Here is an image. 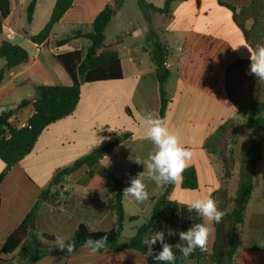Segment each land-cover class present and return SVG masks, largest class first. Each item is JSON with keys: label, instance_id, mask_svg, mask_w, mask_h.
Wrapping results in <instances>:
<instances>
[{"label": "crops", "instance_id": "obj_1", "mask_svg": "<svg viewBox=\"0 0 264 264\" xmlns=\"http://www.w3.org/2000/svg\"><path fill=\"white\" fill-rule=\"evenodd\" d=\"M115 1L75 0L54 25L47 41L35 44L31 37L48 24L57 0H38L30 24L27 22L30 3L10 0L11 12L3 21L0 45L11 41L28 52L29 60L5 73L0 86V105L17 108L23 100H37L41 97L40 85L71 86L70 76L56 57L73 51H86L90 42L73 39L62 46L58 42L72 37L75 32H92L95 18L106 6H113ZM142 1L162 12L149 8L143 11L139 0H123L105 33V46L119 55L122 78L82 83L79 103L73 114L48 126L32 152L19 163L21 172L16 177V192L9 198L0 192V203L6 199L5 216L1 215L0 207V251L5 240L37 204L40 208L36 221L43 232L54 237L62 236L66 241L74 237L81 225L100 232L114 228L116 218L108 209L107 179L114 176L123 182L124 188L129 186L137 173L144 171V166L135 163V158L147 159L154 151L152 143L144 137L143 118L148 111H154L161 117L160 74L153 60L157 45L163 49L164 63L169 61L172 64L166 71L169 76L164 84L169 98L164 117L166 125L179 137L181 145L193 153L186 169L196 170L199 183L197 189L188 190L182 187L181 178L175 183L169 199L187 205L194 198L210 196L220 207L224 194L230 201L235 196L237 181L234 190L227 186L223 171L217 170L218 165L205 145L227 122L239 120L229 101L227 78L231 67L249 60L250 53L242 45H250L235 24L233 12L220 3L234 7L237 12L254 5L262 17L264 7L257 5L259 0H174L169 6L170 0ZM252 26L253 21L246 23L247 29ZM235 28L241 32L243 44L232 42L234 37H238ZM5 64L0 59V70L5 68ZM17 113L22 120H28L35 110L30 105ZM122 135L129 137L97 166L81 168L66 177L60 186L48 191L47 197L43 196L57 171ZM6 168L0 160V174ZM145 182L148 183L147 180ZM163 185L149 183L150 197L144 204L137 205L123 197L126 222L122 237L128 228L135 232L134 227L148 219L151 201L162 193ZM57 195L58 208L51 205ZM253 195L254 191L241 227L236 264H264V193L256 199ZM131 219H135L134 222H130ZM12 224L15 226L11 230ZM208 227L211 232L207 253L199 259L180 264H214L211 256L216 231L213 222ZM83 250L93 254L91 249L82 248L73 255L59 256L70 258L81 255ZM115 253L108 264H153L135 251ZM82 258L76 264L98 263L97 257L94 261Z\"/></svg>", "mask_w": 264, "mask_h": 264}, {"label": "trees", "instance_id": "obj_2", "mask_svg": "<svg viewBox=\"0 0 264 264\" xmlns=\"http://www.w3.org/2000/svg\"><path fill=\"white\" fill-rule=\"evenodd\" d=\"M75 0H57L52 12L50 21L45 28L37 35L31 37V41L35 44H42L49 38L52 29L58 23L65 13L72 7ZM174 0L168 2V6ZM123 3V0H116L113 6H106L95 18L93 22V31L90 33L75 32L72 37L63 41H59L58 45L62 46L69 43L73 39H87L90 47L86 51L78 50L56 57L60 65L65 69L72 80L71 86H47L40 85L39 92L41 97L37 100H23L17 106L16 110H21L27 106H33L35 113L29 119V126L25 129H11V137L5 138V127H9V120L14 116V112H9L0 117V160L6 165V171L0 174V192L5 198H9L16 192V177L21 172L18 165L28 156L39 136L51 124L63 120L73 114L80 98V90L82 83H94L99 81L119 80L122 78L121 63L117 51L109 49L105 46L106 30L113 20V13ZM38 0H31L27 7V22L30 24L37 7ZM141 9L147 8L162 12L151 6H146L142 0H139ZM233 12V20L237 27L241 29L245 40L252 49L256 48V43L252 40V28L258 26L259 19L262 15L257 13L255 6L245 7L237 12V10L224 3ZM264 7V0H259L257 5ZM10 0H0V33L3 31V21L10 15ZM253 21L251 29L246 28V23ZM0 59L5 61V68L0 70V86L3 84L5 73L25 64L29 60V54L22 47L4 41L0 45ZM153 60L158 68L163 67L164 52L160 45L156 46ZM250 65V61L247 62ZM230 71V69H229ZM169 72L160 75L161 85V117H165L168 107L169 98L164 88V84L168 79ZM227 89L229 101L232 107L239 112L248 123L256 130V137L251 142L248 149L245 150L239 160V168L236 175L237 190L235 196L230 201L224 194V202L219 210L224 212L220 223H214L216 231V239L213 246L211 260L214 264H236V256L240 245L241 227L245 219V213L249 202L251 201L254 191V178L260 163L264 160V102H253L243 100L239 97L230 76L227 78ZM236 120H230L222 126L206 143L205 148L213 159L217 158V162L221 165L226 177L231 179L234 175L233 170L236 168V157L229 152L226 155L221 154L222 142L225 141L227 135L231 132V127ZM129 136L122 135L115 138L100 149L94 150L89 155L77 160L72 165L57 171L48 188L43 193L47 197L48 191L62 184L63 180L71 174L77 172L83 167L93 168L100 161ZM214 161V160H213ZM182 187L188 190L198 188V176L195 169H186L182 173ZM262 180L264 187V170L262 172ZM175 184H164L162 193L154 197L151 201L148 219L141 225L135 227L136 233L126 242H122V233L125 227V213L123 208V189L122 181L114 176L107 179L106 190L109 195L108 209L115 216L116 222L112 230L107 232L91 231L86 226L81 225L74 237L68 239L74 242L75 248L71 253L67 250L61 251L56 248V237L43 234L42 242L32 229L39 211V205H35L23 223L5 240L0 251V264L6 262V258L17 255L26 259L29 263H36L51 255H73L84 247V241L88 237L98 239L101 236H108V244L97 252H102L109 248L117 253L124 251H135L147 258L153 264H160L154 259V255L162 250V244L157 241L152 248L154 255L147 254L148 246L143 243L146 238H150L158 231L165 234V242L173 246L172 251L176 256L174 264H180L187 260H196L203 257L206 251L197 248L189 257L185 258L180 250L175 247L176 244L183 245L184 242L179 240V233L186 231L189 227L196 223H204L205 221L195 212H189L187 205L173 202L169 199ZM6 199L0 203L1 215L5 216ZM131 219L130 222H134ZM6 222V219H4ZM171 234V235H170ZM53 244V245H52ZM52 245V246H51Z\"/></svg>", "mask_w": 264, "mask_h": 264}, {"label": "clouds", "instance_id": "obj_3", "mask_svg": "<svg viewBox=\"0 0 264 264\" xmlns=\"http://www.w3.org/2000/svg\"><path fill=\"white\" fill-rule=\"evenodd\" d=\"M248 49L250 67L249 73L256 79L264 80V45H257L255 49L242 45ZM234 50L237 49L233 48ZM145 126V139L149 140L154 148L149 153L147 159L137 156L135 163L143 165L144 171L137 173L136 177L131 180V184L123 189V197L134 201L137 205L144 204L149 200L150 193L148 184H175L180 181L182 173L188 167L193 153L191 150L183 147L179 141V137L171 132L166 125V118L160 117L154 111H148L143 118ZM148 181L146 183L145 181ZM187 208L189 212L195 211L205 222L196 223L189 227L186 231L179 233V240L184 244H176L181 254L187 258L197 248L201 251L207 250V242L210 236V222L220 223L224 212L219 210L214 199L210 196L203 198L197 197L188 202ZM171 235V234H170ZM157 241L162 244V250L154 255L152 245ZM143 243L148 246L147 254L154 255V259L163 264H174L176 256L172 251L173 246L165 242V234L163 231L156 232L150 238H146ZM56 248L61 251L67 250L71 253L74 248V242L66 241L62 236L55 239ZM108 244V236L104 235L98 239L88 237L84 241V247L91 249L95 254L101 248Z\"/></svg>", "mask_w": 264, "mask_h": 264}, {"label": "rangeland", "instance_id": "obj_4", "mask_svg": "<svg viewBox=\"0 0 264 264\" xmlns=\"http://www.w3.org/2000/svg\"><path fill=\"white\" fill-rule=\"evenodd\" d=\"M30 1L31 0H26V2H29V3ZM261 13H263V17L259 19L258 26H255L254 28H252L253 30L251 34L252 40L256 43V45H264V12H261ZM235 33H238V37H234V39H232V42L243 44L244 40L242 38L241 32L235 28ZM248 61L250 60L240 61L239 63L231 67L229 71V76L231 78V81L234 85L235 90L237 91L241 99L247 100V101H253V102H264V95H263L264 80L256 79L253 75L248 74L249 67H250V65L247 64ZM213 70H214V74H216V69L214 68ZM236 117L239 120H237L236 123L231 127V132L227 135L225 141L222 142L223 144L221 147L222 155L224 154L226 155L227 153L231 152L234 154L237 160L236 168L233 170V173L235 176L229 179L228 177H226L225 173L223 172V179L227 182V186L230 187V189L232 190H234V188L236 187L235 177L237 175L238 168H239V160L242 157L245 150L249 148L251 142L257 135L256 130L248 123V121L240 113L237 112ZM213 160L215 164L218 165L217 170L223 171L221 165L217 162V158ZM263 170H264V160L260 163L257 169V172H256L255 179H254V195L253 196L255 199L261 197L262 194L264 193L263 180H262ZM58 200H59V195H57V199L51 205H53V207L58 208V206L60 205ZM259 201L260 199H258V202ZM14 226L15 224H12L11 230L14 228ZM133 226H136V225H133ZM32 229L35 230L34 234L42 242H45L42 239V235L44 233L43 229L37 223V221H35L34 228ZM134 230H135V227H134ZM135 233H136V230L134 232L133 230L128 228L122 237V242H126L128 238L130 236H133ZM44 234L49 235L47 233H44ZM82 256H83L82 259H85L86 261H94L98 258L97 264H108V261H112L113 258L116 256V253L111 250H104L100 253H95V254L89 253L88 254L87 252L83 250L81 255H78V256L76 255L70 258H65L64 256L51 255L47 258H44V260H42L38 264H76L77 262L80 261L79 259ZM4 264H27V262H26V259L20 258L17 255H13V256L7 257L6 262Z\"/></svg>", "mask_w": 264, "mask_h": 264}, {"label": "built area", "instance_id": "obj_5", "mask_svg": "<svg viewBox=\"0 0 264 264\" xmlns=\"http://www.w3.org/2000/svg\"><path fill=\"white\" fill-rule=\"evenodd\" d=\"M179 51H182V48L179 49ZM164 67L166 69H169L172 67V64L169 61H165ZM9 112H14V116L10 118L9 120V127H5L4 129L6 130L5 138L9 139L11 137V132L10 128L21 130L25 129L29 126V119L28 120H22L20 118V115H18V110L12 106H4L0 105V117L4 116L5 114Z\"/></svg>", "mask_w": 264, "mask_h": 264}, {"label": "water", "instance_id": "obj_6", "mask_svg": "<svg viewBox=\"0 0 264 264\" xmlns=\"http://www.w3.org/2000/svg\"><path fill=\"white\" fill-rule=\"evenodd\" d=\"M116 13H117V12L114 11V13H113V17L116 16ZM166 71H167V69H166L165 67H162V68H159V69H158V73H159L160 75H165ZM32 228H34V224H32ZM160 264H162V263H160Z\"/></svg>", "mask_w": 264, "mask_h": 264}]
</instances>
